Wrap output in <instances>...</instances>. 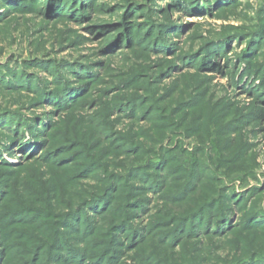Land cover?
<instances>
[{
	"label": "rangeland",
	"instance_id": "374dc122",
	"mask_svg": "<svg viewBox=\"0 0 264 264\" xmlns=\"http://www.w3.org/2000/svg\"><path fill=\"white\" fill-rule=\"evenodd\" d=\"M0 264H264V0H0Z\"/></svg>",
	"mask_w": 264,
	"mask_h": 264
}]
</instances>
